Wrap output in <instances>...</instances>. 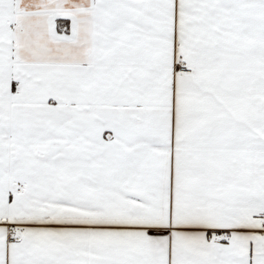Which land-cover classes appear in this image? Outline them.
Wrapping results in <instances>:
<instances>
[{"label": "snow or ice", "instance_id": "obj_1", "mask_svg": "<svg viewBox=\"0 0 264 264\" xmlns=\"http://www.w3.org/2000/svg\"><path fill=\"white\" fill-rule=\"evenodd\" d=\"M0 264H264V0H0Z\"/></svg>", "mask_w": 264, "mask_h": 264}]
</instances>
